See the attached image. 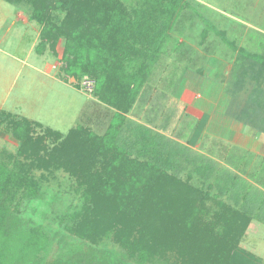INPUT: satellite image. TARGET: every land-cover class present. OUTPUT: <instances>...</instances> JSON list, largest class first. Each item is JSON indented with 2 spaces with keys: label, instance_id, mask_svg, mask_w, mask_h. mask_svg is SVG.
<instances>
[{
  "label": "rangeland",
  "instance_id": "374dc122",
  "mask_svg": "<svg viewBox=\"0 0 264 264\" xmlns=\"http://www.w3.org/2000/svg\"><path fill=\"white\" fill-rule=\"evenodd\" d=\"M121 1L133 11L135 0ZM185 2L188 7L162 40L147 86L125 114L121 137L131 145L127 149L131 161L152 164L157 151L142 154L143 141L161 136L171 145L168 149L175 144L174 161L160 164L162 173L179 182L167 192L190 193L199 227H213L225 207L248 215L252 227L239 240L235 254L264 264V0ZM28 8L0 0V159L4 161L10 155L16 158L21 146L10 126L14 119L8 115L31 122L33 137L40 138L50 128L64 137L72 128L103 136L117 113L96 98L92 78L83 75L78 80L61 72L64 39L55 53L51 49L37 53L41 30ZM203 94L212 100L200 106L195 97ZM222 95L233 102H218ZM105 96L109 98V93ZM220 103L228 115L217 111ZM195 106L201 118H192ZM212 113L215 117L201 135ZM144 131L151 138L144 137ZM53 143L46 140L48 147ZM158 148L165 150L164 145ZM34 175L43 186L44 199L21 203L23 228L43 227L51 233L53 252L67 246L71 256L88 254L87 262L96 258L95 264H105L110 252L123 253L112 239L98 246L82 243L67 232L68 217L59 221L61 214L73 213L81 205L82 193L74 177L64 170H35ZM52 253L42 264H63ZM110 264L117 263L110 259ZM166 264H178L176 255H170Z\"/></svg>",
  "mask_w": 264,
  "mask_h": 264
},
{
  "label": "trees",
  "instance_id": "16d2710c",
  "mask_svg": "<svg viewBox=\"0 0 264 264\" xmlns=\"http://www.w3.org/2000/svg\"><path fill=\"white\" fill-rule=\"evenodd\" d=\"M3 1L29 7L31 20L41 30L38 54L47 49L55 53L64 39L61 72L78 80L83 75L92 78L96 98L117 113L103 136L72 128L64 137L50 128L40 138L33 137L31 122L8 115L14 119L10 126L21 146L16 158L0 159V264H42L53 252L51 233L41 226L23 228L19 217L23 201L44 199L35 170H64L77 180L81 205L73 213L61 214L59 221L68 217L67 232L82 243L98 246L112 239L123 253L110 252L105 264L110 259L117 264H166L170 255H176L178 264H253L235 254L239 240L252 227L248 215L225 207L213 227H199L190 193L167 192L179 182L162 173L160 164L174 161L175 147L168 149L169 142L152 136L149 142L143 141L142 154L155 149L156 162L131 161L127 156L131 145L121 137L125 114L147 86L162 40L186 9L185 0H135L132 12L121 0ZM147 134L142 133L151 138ZM47 139L54 142L52 148ZM64 249L52 253L56 261L95 264L96 258L87 262L88 254L71 256L67 246Z\"/></svg>",
  "mask_w": 264,
  "mask_h": 264
},
{
  "label": "crops",
  "instance_id": "0c3cea01",
  "mask_svg": "<svg viewBox=\"0 0 264 264\" xmlns=\"http://www.w3.org/2000/svg\"><path fill=\"white\" fill-rule=\"evenodd\" d=\"M18 19H19V17H18ZM0 48H2V46L0 45ZM3 50V49H2ZM205 98V99H204ZM195 99H197V102L195 101V103H197L198 105H202V104H208V103H211L210 101L212 100V98H208V97H205L204 96V94H203V96L202 95H196V97H195ZM229 101L230 103L231 102H233L232 101V99L231 98H228V97H226V95H222L221 97H220V99H218V102L219 101H222V102H224V101ZM221 106H222V103H220V104H216V109H217V111L219 112V113H223V114H225L224 113V110L226 109L224 106V109H223V111L221 110ZM195 109H193L192 111H191V116H192V118H201L202 117V114L200 115V114H198V111L196 110V106L194 107ZM201 110V109H200ZM225 115H228V113L227 114H225ZM214 117H215V115L212 113L211 114V116H210V119H208V121L206 122V123H204V125H205V127L203 128V130H202V132H201V135L202 134H206V132H203L206 128H207V126H209V124H210V122L214 119ZM229 117V116H228ZM232 120V118H228V122L230 123V122H232L231 121ZM213 130V129H212ZM214 131V130H213ZM247 132H248V130H247ZM249 133V132H248ZM163 138V137H162ZM164 141H165V139H163ZM165 142H168V141H165ZM173 147H175V149L177 150L178 149V147L174 144L173 145ZM260 150H259V146L257 147V153H259L260 154Z\"/></svg>",
  "mask_w": 264,
  "mask_h": 264
}]
</instances>
